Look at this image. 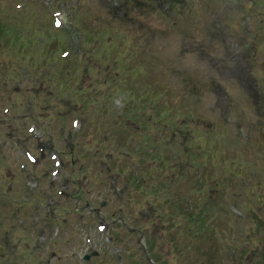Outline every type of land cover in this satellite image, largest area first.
<instances>
[{
	"label": "rangeland",
	"instance_id": "obj_1",
	"mask_svg": "<svg viewBox=\"0 0 264 264\" xmlns=\"http://www.w3.org/2000/svg\"><path fill=\"white\" fill-rule=\"evenodd\" d=\"M120 1L0 0V264H262L264 0Z\"/></svg>",
	"mask_w": 264,
	"mask_h": 264
},
{
	"label": "trees",
	"instance_id": "obj_2",
	"mask_svg": "<svg viewBox=\"0 0 264 264\" xmlns=\"http://www.w3.org/2000/svg\"><path fill=\"white\" fill-rule=\"evenodd\" d=\"M199 215H200V213H199Z\"/></svg>",
	"mask_w": 264,
	"mask_h": 264
}]
</instances>
